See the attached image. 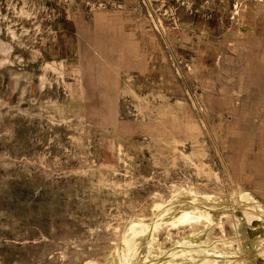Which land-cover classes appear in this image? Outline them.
I'll list each match as a JSON object with an SVG mask.
<instances>
[{
	"label": "rangeland",
	"instance_id": "374dc122",
	"mask_svg": "<svg viewBox=\"0 0 264 264\" xmlns=\"http://www.w3.org/2000/svg\"><path fill=\"white\" fill-rule=\"evenodd\" d=\"M263 128L264 0H0V264H106L153 196L258 192Z\"/></svg>",
	"mask_w": 264,
	"mask_h": 264
},
{
	"label": "bare ground",
	"instance_id": "6f19581e",
	"mask_svg": "<svg viewBox=\"0 0 264 264\" xmlns=\"http://www.w3.org/2000/svg\"><path fill=\"white\" fill-rule=\"evenodd\" d=\"M249 129L236 130L247 136ZM256 187V193L231 196L195 188H179L165 199L153 196L148 212L115 234L106 264H264V181ZM229 228L238 249L226 238ZM216 234L224 238L213 242ZM168 240L175 244L167 249Z\"/></svg>",
	"mask_w": 264,
	"mask_h": 264
},
{
	"label": "crops",
	"instance_id": "0c3cea01",
	"mask_svg": "<svg viewBox=\"0 0 264 264\" xmlns=\"http://www.w3.org/2000/svg\"><path fill=\"white\" fill-rule=\"evenodd\" d=\"M131 68H132V69H139V68H142V66L139 65L137 61H135V62H133V64L131 65Z\"/></svg>",
	"mask_w": 264,
	"mask_h": 264
}]
</instances>
